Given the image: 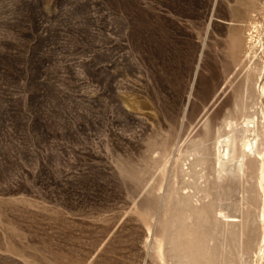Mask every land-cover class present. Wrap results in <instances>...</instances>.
I'll return each instance as SVG.
<instances>
[{
	"label": "rangeland",
	"instance_id": "374dc122",
	"mask_svg": "<svg viewBox=\"0 0 264 264\" xmlns=\"http://www.w3.org/2000/svg\"><path fill=\"white\" fill-rule=\"evenodd\" d=\"M246 113L264 0H0V264H172L174 189L213 264H264V160L219 183L211 153Z\"/></svg>",
	"mask_w": 264,
	"mask_h": 264
},
{
	"label": "bare ground",
	"instance_id": "6f19581e",
	"mask_svg": "<svg viewBox=\"0 0 264 264\" xmlns=\"http://www.w3.org/2000/svg\"><path fill=\"white\" fill-rule=\"evenodd\" d=\"M245 110L248 112L247 107H244ZM254 124L255 121L251 115L246 113L239 122L229 120L225 124L227 127L225 129L222 127L224 130L221 131L224 133L222 135L220 133L218 138H215V145L211 151L215 162V165H212L215 181L227 182L232 177H238L247 171L253 163L260 159L264 160V139L262 138L264 131L253 127ZM250 130L254 131L252 140L246 139V133ZM206 151V146L198 150V163L206 159ZM195 162L194 159L191 164L193 174H195V164H197ZM190 195L182 194L174 189L172 194L174 201L168 204L171 208L168 207L164 211V218L161 220V233L157 238L156 247L171 259L172 264H202L200 262L202 256L203 264H213L211 260L213 251L208 246L210 237H200L195 231V220L205 223V215L198 213L195 219V211H198L200 207L195 206V201ZM218 211L219 213L213 211V217L223 216L221 211ZM218 218H216L217 221H220Z\"/></svg>",
	"mask_w": 264,
	"mask_h": 264
}]
</instances>
